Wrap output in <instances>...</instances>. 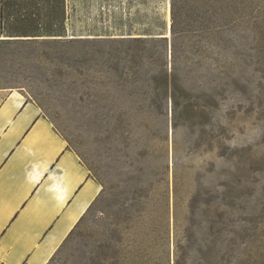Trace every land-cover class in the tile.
<instances>
[{
  "label": "rangeland",
  "instance_id": "obj_1",
  "mask_svg": "<svg viewBox=\"0 0 264 264\" xmlns=\"http://www.w3.org/2000/svg\"><path fill=\"white\" fill-rule=\"evenodd\" d=\"M66 6L62 41L0 70V103L14 93L36 104L105 187L50 264H264V13L237 42L233 93L212 123L232 116L229 163L199 146L191 120L172 126L162 72L176 69L194 94L214 93L221 72L191 3L174 33L171 0Z\"/></svg>",
  "mask_w": 264,
  "mask_h": 264
},
{
  "label": "crops",
  "instance_id": "obj_2",
  "mask_svg": "<svg viewBox=\"0 0 264 264\" xmlns=\"http://www.w3.org/2000/svg\"><path fill=\"white\" fill-rule=\"evenodd\" d=\"M101 190L36 104L0 103V264H50Z\"/></svg>",
  "mask_w": 264,
  "mask_h": 264
},
{
  "label": "trees",
  "instance_id": "obj_3",
  "mask_svg": "<svg viewBox=\"0 0 264 264\" xmlns=\"http://www.w3.org/2000/svg\"><path fill=\"white\" fill-rule=\"evenodd\" d=\"M254 1L171 0V32L174 33L178 18L176 9L186 8L191 3L197 20L205 25V32L217 42L221 69L218 88L212 94H194L185 90L176 69H172L170 74L162 72L161 75H165L164 92L171 102L173 130L176 132L181 126V119L186 122L191 120L190 125L199 129V146L210 149L216 147L219 156L229 163L235 159L232 116L229 112L226 115V123L218 124L217 127L213 128L212 123L216 113L221 110L220 103L227 102L233 93L232 70L237 42L240 40L246 46L251 36L258 32L255 15L264 13V0L260 5ZM66 3L67 0H0V70L19 61L17 57L24 55L33 44L62 41L67 36ZM162 28L161 26L160 29ZM143 32L145 36L154 35L151 29H145ZM129 40L145 43L148 38ZM172 48L174 49V46ZM210 127L213 129L212 134L207 132ZM104 193L105 187L99 197Z\"/></svg>",
  "mask_w": 264,
  "mask_h": 264
}]
</instances>
